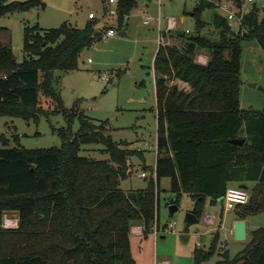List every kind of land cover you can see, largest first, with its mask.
I'll return each mask as SVG.
<instances>
[{"label":"trees","instance_id":"obj_1","mask_svg":"<svg viewBox=\"0 0 264 264\" xmlns=\"http://www.w3.org/2000/svg\"><path fill=\"white\" fill-rule=\"evenodd\" d=\"M228 1L240 14L244 0ZM42 2L0 0V17ZM137 4L118 1L119 29ZM206 8L215 9V0H200L194 12L197 34L182 33L181 44L158 46L153 63L156 177L144 189L120 187L132 173V157H144L143 152L114 141L83 111L67 109L53 85L54 72L80 69L82 51L101 41L110 28L97 26L96 18L82 28L67 23L26 26L21 62L0 39V117L31 120L63 113L68 123L57 129L61 145L50 148L11 147L0 134V264H136L131 229L140 223L144 236L151 232L164 177L171 179L174 203L188 193L195 201L192 212L200 219L207 199L211 204L221 200L230 182L254 184L249 202L236 207L243 208L237 213L240 219L264 209V107L244 109L240 97L243 42L255 39L264 51V16L253 7L243 14L237 31L226 19L219 38L213 39L201 33ZM200 51L207 54L205 64L197 61ZM40 93L54 100L55 109L40 105ZM76 118L80 128L73 132ZM236 138L246 142L232 143ZM93 143L103 144L109 158L82 154L83 146ZM5 213L17 216L18 228L1 226ZM218 240L217 233L210 250H195V264L211 260ZM220 255L213 264H264V227L252 231L251 241L235 258Z\"/></svg>","mask_w":264,"mask_h":264},{"label":"rangeland","instance_id":"obj_2","mask_svg":"<svg viewBox=\"0 0 264 264\" xmlns=\"http://www.w3.org/2000/svg\"><path fill=\"white\" fill-rule=\"evenodd\" d=\"M147 1H151L148 11L142 9L145 0H138L137 6L125 19L121 29L118 27L115 11L117 4L110 7L107 0H43L38 6L27 10L16 9L0 17V39L11 46L18 62L23 61L26 56L24 51L26 26L56 28L67 23L82 28L91 20L89 13L94 12L98 23L105 25L101 22L105 15L103 21H106V26L114 27L113 37L104 36L96 45L82 51L79 58L80 69L69 72L56 70L53 85L67 109L77 108L83 111L95 119L96 125L102 126L103 132L110 133L114 141L143 152L144 157L139 155L132 157V173L122 180L120 186L125 191L144 189L151 177L155 179L153 173L157 161V103L153 61L159 46V28L164 31L168 20L176 18L180 22L178 26L180 31L188 29L189 35L199 32L197 18L192 13L196 11L200 0ZM223 2L232 5L228 0H215V3ZM253 7L259 9L260 17L264 16V0L243 3L240 14L248 13ZM232 9L238 11L237 8ZM215 10L219 11L218 8H206L202 12L201 17L206 24L201 33L209 38L218 39L221 29H216L211 23ZM147 17L153 20L151 25L144 24ZM229 22L233 29L236 31L239 29L234 20ZM121 31H125L127 35H121ZM176 32L178 31H173L175 34ZM166 34L164 40L172 43L173 39L170 38L169 32ZM198 54L206 55L204 51ZM88 59L92 61L89 62ZM113 71H116L115 80L111 79V82L102 80L101 76L104 73ZM241 78L243 81L241 107L261 111L264 107V51L259 49L258 41L255 39L243 42ZM40 105L48 110L56 107L54 100L46 98L42 93ZM99 121H109V125ZM67 126L63 113L41 115L38 119L31 120L22 117H0V134L9 139L11 147L40 149L60 146L62 140L57 129ZM79 128L80 121L76 118L72 130L77 132ZM82 154L98 159L109 158L105 146L99 143L84 145ZM142 173H146L147 176L142 177ZM253 187L254 184L251 183L248 188L250 194ZM158 197V217L151 232L147 236L130 234L131 253L136 264H195V250H210L217 233L219 240L216 251L208 263L202 264H213L221 258L220 254L223 252L235 258L251 241L252 231L264 227L263 209L247 217L249 222L247 239H236L229 231L228 225L230 226L234 217L243 208L227 210L222 199L211 204L208 198L205 214L209 211L217 212V226L206 224L203 221L204 214L198 223L187 228L186 215L194 209L195 201L191 195L183 192L179 196L178 210L171 215L170 206L175 204L177 195L171 190V179L168 177L160 180ZM222 219L224 227L218 226ZM135 225L140 226V223ZM158 226L160 231L157 229ZM183 235L189 236L188 241L183 240Z\"/></svg>","mask_w":264,"mask_h":264},{"label":"built area","instance_id":"obj_3","mask_svg":"<svg viewBox=\"0 0 264 264\" xmlns=\"http://www.w3.org/2000/svg\"><path fill=\"white\" fill-rule=\"evenodd\" d=\"M119 0H109L110 3H115L117 4ZM257 0H244V3L246 2H255ZM216 8L219 9V11H221L228 20H234L238 25L239 28L241 26L242 23V19H243V13L242 14H238L236 11H234L232 8V6L229 5V3L227 2H223V3H215ZM91 19L96 18V14L94 12H91L89 14ZM153 20L149 17L146 18V20L144 21L146 24H150ZM168 29H174L177 27V20L176 18H170L168 20V25H167ZM115 35V30L113 28H110L105 37L107 36H114ZM163 43L161 40H159V45ZM208 60V57L204 54H198L197 55V61L205 64ZM89 61L91 62L92 60L89 59ZM116 71L113 72H106L104 73L101 78L104 81H108L111 82V79H116ZM142 177H146V173H142L141 174ZM156 177V176H155ZM250 200V192L248 191V189L242 188L240 186H233V187H228L224 196L222 197V202L224 205V208H226L227 210L229 209H235L237 206L240 205H244L247 204ZM203 221L211 226H214L216 224V217L212 216V215H205L203 216ZM1 226L3 228H7V229H15L18 228L19 226V221L17 216L11 215L9 213H5L3 215V219L1 222ZM221 226V225H220ZM172 228V227H170ZM133 228V232H134ZM138 229V228H137ZM143 233V230L138 229L137 234L141 235Z\"/></svg>","mask_w":264,"mask_h":264},{"label":"water","instance_id":"obj_4","mask_svg":"<svg viewBox=\"0 0 264 264\" xmlns=\"http://www.w3.org/2000/svg\"><path fill=\"white\" fill-rule=\"evenodd\" d=\"M226 16L224 14H221L219 11L215 10L212 14L211 22L215 26V28H220L222 24L226 21ZM121 35L126 36L127 33L124 31L120 32ZM232 143L243 145L246 142V138H236L231 140ZM242 188L248 189L249 186L246 183H242L239 185ZM178 210V205L173 204L170 206V214L174 215V213ZM200 221V218L193 213L192 211L187 213L186 215V226L187 228L190 227L193 224H196ZM234 234L236 239L238 240H246L247 239V224L245 219H239L236 221L234 226ZM183 240L186 242L189 239L188 235L182 236Z\"/></svg>","mask_w":264,"mask_h":264},{"label":"crops","instance_id":"obj_5","mask_svg":"<svg viewBox=\"0 0 264 264\" xmlns=\"http://www.w3.org/2000/svg\"><path fill=\"white\" fill-rule=\"evenodd\" d=\"M107 4L111 7V5L112 4H114V6H116V4L115 3H110L109 2V0H107ZM145 6L142 8L143 9V11H148V7H149V5H150V3H151V1H147V0H145ZM115 11H117V6H116V9H115ZM105 12H106V9H105ZM91 13V12H90ZM89 13V14H90ZM193 15H194V12L192 13ZM104 17H105V15L102 17V19L104 20ZM89 18H90V16H89ZM91 19V18H90ZM101 21V22H104L105 23V25H106V21ZM146 20V19H145ZM177 20V27L176 28H174V29H168V27H166V29L164 30V31H162V30H160V28H159V26H158V28H159V31H160V37H159V40H161L163 43H168V44H181L182 43V38L180 37L181 35H182V33H189L190 31L187 29L186 31H180L179 29H178V26H179V20L178 19H176ZM153 22H151L150 24H146L145 22H144V24L145 25H151ZM212 23V22H211ZM105 25H102L101 23H98V25L97 26H105ZM213 25V24H212ZM232 25V24H231ZM214 26V25H213ZM215 27V26H214ZM109 28H114V27H109ZM216 29H219V28H216ZM173 31H178V32H176V34L175 33H173ZM125 32V31H124ZM169 32V36H170V38H172L173 39V42L171 43L170 41L169 42H166V40H164V39H166V37H167V34L166 33H168ZM187 33V34H188ZM108 37H113V36H108ZM174 40L176 41V42H174ZM258 46H259V49H262L261 48V46H260V44L258 43ZM158 49V48H157ZM157 52V51H156ZM155 55H156V53H155ZM207 55V54H206ZM88 61H89V59H88ZM90 62V61H89ZM153 63H154V61H153ZM120 71H122V70H120ZM122 74V73H121ZM154 83H155V81H154ZM242 86H243V84H242ZM252 182H248V183H246L248 186H250V184H251ZM241 183H237V182H235V183H233V182H230L229 184H228V187H233V186H239ZM206 207H207V205H206ZM205 215H212V216H215L216 217V224L218 223V215H217V212H208V213H206ZM204 215V216H205ZM14 216H16V215H14ZM240 218L238 217V215H236L235 217H234V219L232 220V222H231V224H230V226L228 225V229H229V231L233 234V235H235L234 234V232H235V230H234V226H235V223H236V221L237 220H239ZM246 220V224H247V237H248V218H246L245 219ZM214 225L215 227L217 226V225ZM221 225V226H220ZM220 225H218V226H220V227H224L223 226V219L221 220V222H220ZM211 226V225H210ZM225 227H227V224L225 225ZM133 228H135L134 229V232H133ZM141 229L142 230V226H139V225H134L133 227H132V229H131V233H137V231H138V229ZM214 228V227H213ZM143 235V233L141 234V236Z\"/></svg>","mask_w":264,"mask_h":264}]
</instances>
